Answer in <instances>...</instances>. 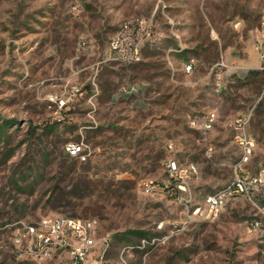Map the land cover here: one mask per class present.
Instances as JSON below:
<instances>
[{"label":"rangeland","instance_id":"1","mask_svg":"<svg viewBox=\"0 0 264 264\" xmlns=\"http://www.w3.org/2000/svg\"><path fill=\"white\" fill-rule=\"evenodd\" d=\"M123 28L138 62L112 58ZM237 119L256 143L241 167ZM171 157L197 166L179 196ZM263 168L264 0H0V264H70L15 240L49 215L95 220L102 264H264ZM238 173L252 195L196 218Z\"/></svg>","mask_w":264,"mask_h":264},{"label":"built area","instance_id":"2","mask_svg":"<svg viewBox=\"0 0 264 264\" xmlns=\"http://www.w3.org/2000/svg\"><path fill=\"white\" fill-rule=\"evenodd\" d=\"M143 23H146L145 20H141V23L137 25L140 27ZM126 28L118 32L111 43L112 58L124 62H138L142 58L144 41L138 37L134 29L129 30ZM85 45L86 40L81 38L79 47H84ZM192 68L193 63L191 61L187 62L186 71L189 72ZM78 91L79 88L76 85L72 86V94L65 99H60V106L66 104L67 100H70L72 95ZM215 120L216 113H209L203 120L204 128H212ZM241 121L243 120L237 119V131L234 135V139L241 151L239 167L251 161L256 146L255 140L243 130L247 121ZM173 147V143L170 142L168 148L171 150ZM65 149L71 157H76L80 161H86L89 155L83 142H68L65 145ZM166 169L174 180L173 184L167 186L168 191L171 195L178 196L187 190L186 177L188 174L197 172V166L194 163L182 167L173 157L167 160ZM262 172L264 174V168ZM254 181L256 182L257 178L238 173L231 182L215 192L207 194L204 199V205L196 206L193 209V215L200 219L213 220L218 218L228 202L242 196L250 197L252 195V183ZM145 186L147 190H153L157 184L151 180L146 182ZM15 240L36 258L47 257L56 249H67L71 257L70 264H102V253L96 255L98 239L95 220L63 215L44 216L37 222L24 223L21 231H18Z\"/></svg>","mask_w":264,"mask_h":264}]
</instances>
